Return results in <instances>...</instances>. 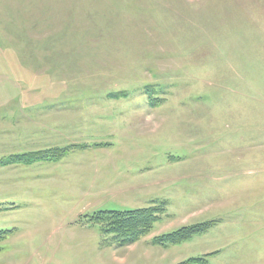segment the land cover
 <instances>
[{
  "label": "rangeland",
  "instance_id": "1",
  "mask_svg": "<svg viewBox=\"0 0 264 264\" xmlns=\"http://www.w3.org/2000/svg\"><path fill=\"white\" fill-rule=\"evenodd\" d=\"M0 229V264H264V0H0Z\"/></svg>",
  "mask_w": 264,
  "mask_h": 264
},
{
  "label": "trees",
  "instance_id": "2",
  "mask_svg": "<svg viewBox=\"0 0 264 264\" xmlns=\"http://www.w3.org/2000/svg\"><path fill=\"white\" fill-rule=\"evenodd\" d=\"M115 93L113 96H117ZM67 152L66 148L42 149L28 153L18 154L7 162H19L31 164L36 161H57L63 153ZM162 205L148 206L128 210H103L94 213L91 220L100 224L101 231L104 234L112 235L113 240L119 244L131 243L143 235L150 232L163 213ZM211 222L196 223L183 226L178 229L157 235L153 238V243L161 246L175 244L187 240L193 234L205 231ZM9 229H0V242L8 236ZM205 262V256L189 258L178 264H202Z\"/></svg>",
  "mask_w": 264,
  "mask_h": 264
}]
</instances>
